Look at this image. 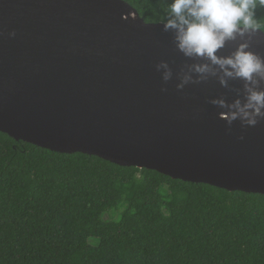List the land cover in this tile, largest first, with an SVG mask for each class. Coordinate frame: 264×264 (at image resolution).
Masks as SVG:
<instances>
[{
	"label": "water",
	"instance_id": "95a60500",
	"mask_svg": "<svg viewBox=\"0 0 264 264\" xmlns=\"http://www.w3.org/2000/svg\"><path fill=\"white\" fill-rule=\"evenodd\" d=\"M175 35L124 0H0V132L54 152L264 194V118L247 126L224 114L245 102L246 82L221 85L215 65L217 75L191 71L210 61L186 56ZM244 43L264 59L259 31L215 54L231 56ZM249 86L264 90V80Z\"/></svg>",
	"mask_w": 264,
	"mask_h": 264
},
{
	"label": "trees",
	"instance_id": "16d2710c",
	"mask_svg": "<svg viewBox=\"0 0 264 264\" xmlns=\"http://www.w3.org/2000/svg\"><path fill=\"white\" fill-rule=\"evenodd\" d=\"M124 1L146 22H163L170 2ZM120 205L118 220L103 218ZM0 264H264V194L0 132Z\"/></svg>",
	"mask_w": 264,
	"mask_h": 264
},
{
	"label": "clouds",
	"instance_id": "9594fccd",
	"mask_svg": "<svg viewBox=\"0 0 264 264\" xmlns=\"http://www.w3.org/2000/svg\"><path fill=\"white\" fill-rule=\"evenodd\" d=\"M257 6L264 8V0H170L165 15L160 19L165 30L175 31L180 51L186 56L205 57L210 61L193 65L191 71L204 78L217 75L218 67L222 73L219 77L221 85L226 84V78H241L246 82L245 102L237 99L227 105L228 111L224 114L229 124L239 119L242 125L255 126L258 119L264 118V90L249 86L264 80V59L247 51L246 43L240 44L231 56L215 54L227 40L235 39L237 35L256 31L264 34V17L257 19ZM161 67L167 69L163 63L157 69ZM163 78H169L167 71ZM190 79L186 76L184 83ZM177 87H183V84ZM211 103L225 107L222 99H213Z\"/></svg>",
	"mask_w": 264,
	"mask_h": 264
},
{
	"label": "rangeland",
	"instance_id": "374dc122",
	"mask_svg": "<svg viewBox=\"0 0 264 264\" xmlns=\"http://www.w3.org/2000/svg\"><path fill=\"white\" fill-rule=\"evenodd\" d=\"M124 209V206L123 205H120L118 206L116 209L114 208H111V209H108L104 212L103 214V218L104 219H109V220H118L119 217H120V214H121V211Z\"/></svg>",
	"mask_w": 264,
	"mask_h": 264
}]
</instances>
